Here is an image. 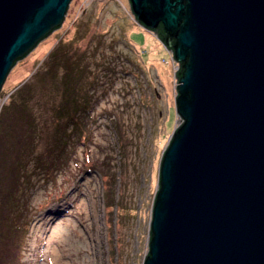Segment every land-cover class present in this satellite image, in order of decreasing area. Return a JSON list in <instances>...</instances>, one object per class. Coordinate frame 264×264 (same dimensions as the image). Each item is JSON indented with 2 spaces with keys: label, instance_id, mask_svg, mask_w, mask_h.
Listing matches in <instances>:
<instances>
[{
  "label": "water",
  "instance_id": "1",
  "mask_svg": "<svg viewBox=\"0 0 264 264\" xmlns=\"http://www.w3.org/2000/svg\"><path fill=\"white\" fill-rule=\"evenodd\" d=\"M71 0H0V91ZM179 63L143 264H264V0H130Z\"/></svg>",
  "mask_w": 264,
  "mask_h": 264
},
{
  "label": "rangeland",
  "instance_id": "2",
  "mask_svg": "<svg viewBox=\"0 0 264 264\" xmlns=\"http://www.w3.org/2000/svg\"><path fill=\"white\" fill-rule=\"evenodd\" d=\"M173 55L136 21L130 0H71L61 26L16 62L0 113L31 92L40 148L68 61L84 71L91 111L69 166L35 182L23 264H143L161 156L178 125Z\"/></svg>",
  "mask_w": 264,
  "mask_h": 264
},
{
  "label": "trees",
  "instance_id": "3",
  "mask_svg": "<svg viewBox=\"0 0 264 264\" xmlns=\"http://www.w3.org/2000/svg\"><path fill=\"white\" fill-rule=\"evenodd\" d=\"M152 32L160 37L163 28L160 25ZM68 62L59 80L61 99L53 108L54 125L42 148L44 132L30 109L31 92L21 91L19 100L0 113V264H23L35 182L55 181L73 159L77 135L87 137L91 111L84 71L75 72L74 62ZM50 75L54 77L53 72Z\"/></svg>",
  "mask_w": 264,
  "mask_h": 264
},
{
  "label": "bare ground",
  "instance_id": "4",
  "mask_svg": "<svg viewBox=\"0 0 264 264\" xmlns=\"http://www.w3.org/2000/svg\"><path fill=\"white\" fill-rule=\"evenodd\" d=\"M150 31V30H149ZM152 32V31H151ZM173 57H174V55H173ZM149 240H150V232H149Z\"/></svg>",
  "mask_w": 264,
  "mask_h": 264
},
{
  "label": "built area",
  "instance_id": "5",
  "mask_svg": "<svg viewBox=\"0 0 264 264\" xmlns=\"http://www.w3.org/2000/svg\"><path fill=\"white\" fill-rule=\"evenodd\" d=\"M177 69H178V66H177Z\"/></svg>",
  "mask_w": 264,
  "mask_h": 264
}]
</instances>
